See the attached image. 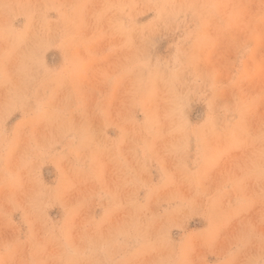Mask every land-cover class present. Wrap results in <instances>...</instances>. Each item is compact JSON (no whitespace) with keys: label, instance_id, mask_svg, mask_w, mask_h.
Masks as SVG:
<instances>
[{"label":"rangeland","instance_id":"1","mask_svg":"<svg viewBox=\"0 0 264 264\" xmlns=\"http://www.w3.org/2000/svg\"><path fill=\"white\" fill-rule=\"evenodd\" d=\"M0 264H264V0H0Z\"/></svg>","mask_w":264,"mask_h":264}]
</instances>
